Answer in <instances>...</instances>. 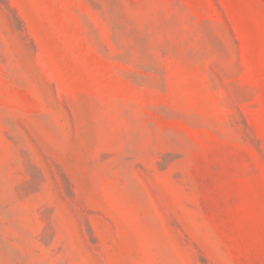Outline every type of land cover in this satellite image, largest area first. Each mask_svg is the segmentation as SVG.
<instances>
[{"label": "rangeland", "instance_id": "obj_1", "mask_svg": "<svg viewBox=\"0 0 264 264\" xmlns=\"http://www.w3.org/2000/svg\"><path fill=\"white\" fill-rule=\"evenodd\" d=\"M0 264H264V0H0Z\"/></svg>", "mask_w": 264, "mask_h": 264}]
</instances>
